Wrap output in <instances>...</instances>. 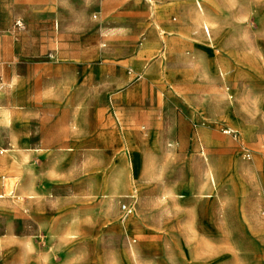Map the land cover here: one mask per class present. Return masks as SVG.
I'll use <instances>...</instances> for the list:
<instances>
[{
    "label": "rangeland",
    "instance_id": "374dc122",
    "mask_svg": "<svg viewBox=\"0 0 264 264\" xmlns=\"http://www.w3.org/2000/svg\"><path fill=\"white\" fill-rule=\"evenodd\" d=\"M0 264H264V0H0Z\"/></svg>",
    "mask_w": 264,
    "mask_h": 264
},
{
    "label": "built area",
    "instance_id": "2783aa9c",
    "mask_svg": "<svg viewBox=\"0 0 264 264\" xmlns=\"http://www.w3.org/2000/svg\"><path fill=\"white\" fill-rule=\"evenodd\" d=\"M123 210L127 213V214H131L133 211V208L129 205H124L123 206Z\"/></svg>",
    "mask_w": 264,
    "mask_h": 264
},
{
    "label": "bare ground",
    "instance_id": "6f19581e",
    "mask_svg": "<svg viewBox=\"0 0 264 264\" xmlns=\"http://www.w3.org/2000/svg\"><path fill=\"white\" fill-rule=\"evenodd\" d=\"M199 4V3H198ZM200 6V5H199Z\"/></svg>",
    "mask_w": 264,
    "mask_h": 264
}]
</instances>
